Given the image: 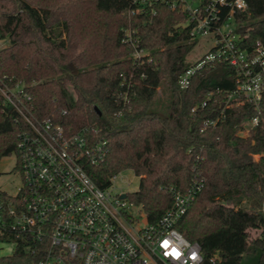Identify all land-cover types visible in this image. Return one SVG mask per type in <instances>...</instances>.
Listing matches in <instances>:
<instances>
[{"label":"trees","instance_id":"1","mask_svg":"<svg viewBox=\"0 0 264 264\" xmlns=\"http://www.w3.org/2000/svg\"><path fill=\"white\" fill-rule=\"evenodd\" d=\"M245 1L246 10L234 15L235 31L251 50L257 40L264 44V0ZM186 6L181 0H0V39L7 42L0 49V81L25 83L35 116L106 140L103 160L87 167L91 178L107 187L131 169L140 187L127 199L149 223L172 207L170 189L185 190L197 173L204 186L177 223L179 232L201 245L205 259L219 253L222 264H242L245 256L264 264L258 210L264 90L259 112L238 96L228 100L238 79L222 59L204 64L180 87L196 46ZM160 88L168 95L166 114L156 109ZM222 112L225 118L209 125ZM256 115L259 123L241 136ZM13 116L0 110V161L17 154L22 126ZM41 255L20 242L0 264H37Z\"/></svg>","mask_w":264,"mask_h":264},{"label":"built area","instance_id":"2","mask_svg":"<svg viewBox=\"0 0 264 264\" xmlns=\"http://www.w3.org/2000/svg\"><path fill=\"white\" fill-rule=\"evenodd\" d=\"M186 1V0H181ZM187 2L193 34L213 33L209 53L179 78L186 88L194 72L204 64L222 59L237 75V87L229 94L252 103L259 112L264 90V44L257 40L251 50L241 46L234 15L247 8L245 0ZM133 42L132 32L126 33ZM3 40L0 39V49ZM141 51H136L138 58ZM21 82L0 81V110L13 111L22 129L18 135L17 168L22 185L16 195L0 196V235L11 236L16 245L40 251L37 264H222L219 253L205 259L201 245L186 239L176 225L201 192L204 181L195 178L185 189L172 187V207L156 223H149L141 206L114 188L117 174L107 187L99 186L87 167L96 166L106 154L104 139L93 141L85 131L68 132L50 119L35 116L31 95ZM205 105V103H204ZM225 118L224 112L209 125ZM259 123L250 119L241 136ZM255 158H259L256 155ZM126 194L125 198H121ZM135 209L137 212H135ZM264 216V199L259 208Z\"/></svg>","mask_w":264,"mask_h":264},{"label":"rangeland","instance_id":"3","mask_svg":"<svg viewBox=\"0 0 264 264\" xmlns=\"http://www.w3.org/2000/svg\"><path fill=\"white\" fill-rule=\"evenodd\" d=\"M189 3L192 0H186ZM201 0H194L193 4L200 3ZM128 30H125V35ZM196 46L187 55V62L194 66L201 61L211 50L215 44V37L213 33L201 34L196 38ZM7 44L3 41L2 48ZM156 109L163 114L167 113V92L160 88L157 94ZM17 166L16 155L12 154L8 157L3 158L0 161V190L6 192L9 195H16L18 188L22 185V177ZM114 188L118 192L134 193L139 190L140 178L128 168L122 169L118 174L114 182ZM245 204L249 205L247 201ZM259 210V209H258ZM135 212L137 210L135 209ZM16 249V243L13 240L4 239L0 235V257L12 255ZM242 264H256V258L254 256H245L242 260Z\"/></svg>","mask_w":264,"mask_h":264},{"label":"water","instance_id":"4","mask_svg":"<svg viewBox=\"0 0 264 264\" xmlns=\"http://www.w3.org/2000/svg\"><path fill=\"white\" fill-rule=\"evenodd\" d=\"M126 197V194H123L121 198H125Z\"/></svg>","mask_w":264,"mask_h":264}]
</instances>
